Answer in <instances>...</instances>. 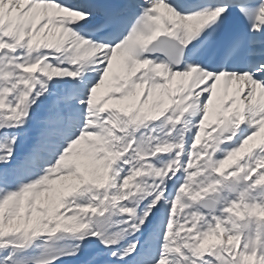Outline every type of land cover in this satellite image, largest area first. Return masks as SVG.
I'll return each instance as SVG.
<instances>
[{"label": "snow or ice", "instance_id": "1", "mask_svg": "<svg viewBox=\"0 0 264 264\" xmlns=\"http://www.w3.org/2000/svg\"><path fill=\"white\" fill-rule=\"evenodd\" d=\"M264 0H0V264H264Z\"/></svg>", "mask_w": 264, "mask_h": 264}, {"label": "bare ground", "instance_id": "2", "mask_svg": "<svg viewBox=\"0 0 264 264\" xmlns=\"http://www.w3.org/2000/svg\"><path fill=\"white\" fill-rule=\"evenodd\" d=\"M257 140H258V141H260V140H264V137H258Z\"/></svg>", "mask_w": 264, "mask_h": 264}]
</instances>
